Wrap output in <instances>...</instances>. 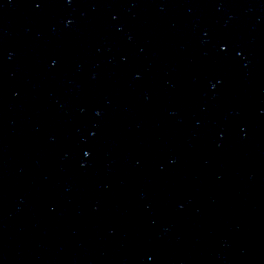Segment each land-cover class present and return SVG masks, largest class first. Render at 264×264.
Segmentation results:
<instances>
[{
	"label": "water",
	"instance_id": "1",
	"mask_svg": "<svg viewBox=\"0 0 264 264\" xmlns=\"http://www.w3.org/2000/svg\"><path fill=\"white\" fill-rule=\"evenodd\" d=\"M0 264H264V0H0Z\"/></svg>",
	"mask_w": 264,
	"mask_h": 264
}]
</instances>
